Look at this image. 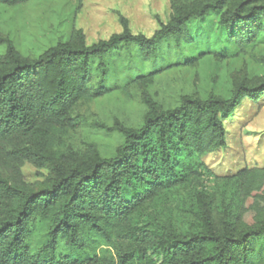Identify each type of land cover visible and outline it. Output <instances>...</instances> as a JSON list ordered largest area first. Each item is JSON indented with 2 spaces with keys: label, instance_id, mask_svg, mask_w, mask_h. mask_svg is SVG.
Segmentation results:
<instances>
[{
  "label": "trees",
  "instance_id": "1",
  "mask_svg": "<svg viewBox=\"0 0 264 264\" xmlns=\"http://www.w3.org/2000/svg\"><path fill=\"white\" fill-rule=\"evenodd\" d=\"M31 1L42 0H0V6ZM211 13L241 51L264 33V0H197L175 3L170 20L151 37L133 34L123 19L122 31L107 40L89 45L73 30L68 41L35 58L0 38L6 47L0 57V264H264V168L226 178L236 205L222 206L218 215L197 191L189 232L132 224L148 204L203 176V159L227 146L226 124L246 101L264 99V77L236 83L230 98L184 95L173 108L149 111L139 128L117 126L124 141L114 156L70 162L55 149L75 126L77 106L108 92L92 88L94 66L105 79L107 59L123 48L138 59L134 81L194 64L197 58L164 65L163 46L192 45L188 24ZM26 165L49 175L28 183Z\"/></svg>",
  "mask_w": 264,
  "mask_h": 264
},
{
  "label": "rangeland",
  "instance_id": "2",
  "mask_svg": "<svg viewBox=\"0 0 264 264\" xmlns=\"http://www.w3.org/2000/svg\"><path fill=\"white\" fill-rule=\"evenodd\" d=\"M195 1L42 0L15 7L0 6V38L10 39L23 56L35 58L58 42L68 41L73 30L83 32L89 45L107 40L122 31L123 19L133 34L151 37L161 24L170 20L175 3L191 5ZM187 31L193 44L182 41L165 44L162 56L168 62L163 64L197 58L194 64L179 65L134 81L138 59L134 50L123 48L107 59L105 79L94 66L92 88L108 92L77 106L73 113L76 124L55 148L57 153L70 162L96 154L114 156L124 141L114 130L117 126L139 128L149 111L173 108L184 95L230 98L236 83H255L264 77V33L255 45L241 51L226 39L217 13L192 20ZM5 51V45H0V57ZM161 61L154 62V67L159 68ZM150 65L146 64L148 71ZM226 134V148L215 150L203 159L206 168L198 181L177 194L160 196L134 216L132 224L148 230L191 231L196 225L197 191L212 200L215 215L222 206L234 207L235 192L226 178L246 168H264V99L260 104L246 101L234 121L226 124ZM23 175L28 183L38 184L49 172L26 165ZM252 216L249 208L248 217ZM37 244L36 238L34 245Z\"/></svg>",
  "mask_w": 264,
  "mask_h": 264
}]
</instances>
